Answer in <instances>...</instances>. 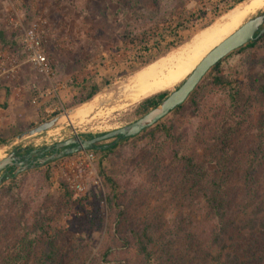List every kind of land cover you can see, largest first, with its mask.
<instances>
[{
  "label": "rangeland",
  "instance_id": "374dc122",
  "mask_svg": "<svg viewBox=\"0 0 264 264\" xmlns=\"http://www.w3.org/2000/svg\"><path fill=\"white\" fill-rule=\"evenodd\" d=\"M231 1L0 0V31L8 44L0 41V47L18 64L13 81H0V160L16 148L39 149L74 136L89 139L137 120L141 117L137 109L145 98L176 90L217 43L264 13V0H245L229 10ZM204 8L198 26L192 25L182 33L183 43L164 56L154 54L156 59L147 65L131 62V46L121 40L126 27L148 29L151 35L163 28L161 21L158 27H149L148 21L141 24L140 12L146 19L149 13L167 12L172 21H180L184 12ZM12 12L24 18L25 28L37 19L46 20L45 50L54 79L32 70L23 49L22 31L9 23ZM207 23V28H200ZM190 58L195 60L194 67L177 74L178 65ZM132 66L137 72H130ZM236 67L241 75L235 104L213 90L206 77L198 90V108L186 103L177 116L168 114L161 120L171 127L175 146L165 147L159 166L152 159L148 137L141 133L134 141H120L112 154L101 156L91 150L96 155L100 183L89 186L84 195L62 187L56 175L59 164L75 154L50 165V180L45 179L44 166L21 173L23 182L14 191L7 188L10 180L3 183L0 254L10 253L17 244V253L21 250L24 254L22 264H36L47 242L53 240V264H100L97 257L115 224L123 231L139 230L148 224L155 240L149 256H138L133 249L120 250L110 256L111 264H205L213 226L209 202L217 199L218 191L213 183L223 188L235 203L233 207L248 197L252 187L260 192L264 189V140L260 134L264 123V42L222 61L226 74ZM86 75L100 80L101 92L91 101L69 108L75 96L73 86ZM33 85L44 92L43 97L31 89ZM69 112L57 127L17 141L32 127ZM240 122L243 126L228 135V129ZM176 149L181 155H193L196 167L207 177L195 181L187 178L170 153ZM223 149H228L230 157L225 183L215 161ZM101 168L117 188L116 206L111 210L105 203L108 189L99 173ZM27 242L29 246L23 249L22 244Z\"/></svg>",
  "mask_w": 264,
  "mask_h": 264
},
{
  "label": "trees",
  "instance_id": "16d2710c",
  "mask_svg": "<svg viewBox=\"0 0 264 264\" xmlns=\"http://www.w3.org/2000/svg\"><path fill=\"white\" fill-rule=\"evenodd\" d=\"M244 1L245 0H232L230 5H228L229 10ZM204 15L205 8L188 13L184 12L180 21H172V15L167 12L157 14L149 13L147 19L144 16L143 11L140 12V16L142 17L140 22L141 24H145V22L148 21L149 27L153 25L158 27L160 24L159 22L161 21L163 23V28L157 35H151V31H148V29L137 30L136 28L129 26L126 27L121 40L125 46H131V62L133 64L137 62H141L142 64L143 62V64L147 65L156 59V57H153L154 54L164 56L169 53L172 49L183 43L182 33L188 30V27H191L192 25L198 26L200 20H203ZM209 25L210 23H207L202 25L200 28L204 29ZM4 37L5 33L0 31L1 43L8 46ZM262 42H264V34L257 40L246 44L229 55L241 54ZM224 59L219 61L203 77V79L205 80L207 77L208 85H210L213 90L226 95L231 104H235L239 95L236 86L238 85V78L241 75V71L238 67H236L228 74L223 72L221 65ZM143 60H145V63ZM130 72H137L136 67H130ZM202 81L203 80H201L187 100L169 114H175L177 116L186 103H190L195 106V108H198L197 96ZM73 89L75 91V96L73 97L69 108H76L91 101L101 92L102 84L97 77L86 75L79 83L73 86ZM166 96V93H158L145 98L139 105L137 112L140 116L144 115L151 109L155 108ZM161 120L153 127L141 132L142 136L145 135V137H148L147 145L151 150L152 159L157 166H159L163 160V155L166 150L165 147L175 146V136L173 135L171 127L162 123ZM243 123L244 122H240V125L231 126V128L228 129V135H233L240 127L243 126ZM260 134L261 139L264 140V123L260 128ZM136 138L138 137L136 136L129 139H123L121 142H125L127 140L134 141ZM117 144L118 143L107 150H94L98 151L101 156H106L112 154V151L117 147ZM227 152L228 149H223L220 157L215 160L218 164L224 183L227 182L229 178V175L225 172L227 165L230 162V157ZM170 153H172L175 162L180 164L186 177L190 180L195 181L198 178L207 177V175H204L207 173L204 172L203 169L196 167L197 165H195L196 161L193 155H181L177 149L172 150ZM56 162L57 161H53L45 165L44 175L46 180H50L52 176V168L50 165ZM99 173L104 178L106 183L105 186L108 189L105 197L106 207L111 210L116 206L115 201L118 195L117 188L113 181L104 175L102 168ZM22 177L23 174H20L10 180L7 188L11 191L18 189V183L23 182ZM261 180L262 184H264V172ZM60 184L65 189L67 188L63 182ZM213 187H216L218 191L215 195L217 199L212 198L209 202L213 226L208 237V249L204 254L206 258L205 264H264V189L260 192L258 189L252 187L248 197L244 200L238 201V204L233 207L235 203L232 202L227 195H225L222 190L223 188L218 186L215 182L213 183ZM119 216H122V212H120ZM154 241L153 230L148 224L144 225L139 230L129 229L128 231L120 230L115 224L112 227L111 232L108 233V243L103 252L98 255L97 261L100 264H111L109 259L111 255L117 251H126L128 249H133L138 256L146 258L149 256L150 248L154 244ZM29 244L30 243L28 242L23 243L22 248H27ZM17 251L16 244L12 247L10 253H1L0 264H22L24 261V254H21V250L18 253ZM55 258V242L53 240H49L45 250L42 252L41 256L38 257L36 264H53ZM115 264H127V262L119 261Z\"/></svg>",
  "mask_w": 264,
  "mask_h": 264
},
{
  "label": "water",
  "instance_id": "95a60500",
  "mask_svg": "<svg viewBox=\"0 0 264 264\" xmlns=\"http://www.w3.org/2000/svg\"><path fill=\"white\" fill-rule=\"evenodd\" d=\"M263 34L264 13L252 17L241 25V27L233 34L211 50L176 90L168 94L155 108L151 109L127 126L89 139H80L78 136H74L73 138L63 142L39 149H33L28 154L23 156L16 155L17 151L13 150L5 158L0 160V174H3L7 167L16 166L17 169L12 175L7 173L5 178L0 176V187L6 181L13 179L28 170L44 167L53 161L64 159L67 156H71L82 151L94 149L107 150L123 139L138 136L141 132L153 127L158 121L165 118L171 111L182 105L198 86L203 77L219 61L224 59L233 51L257 40ZM70 114L71 112L63 113L51 120L44 121L35 127H32L30 130L19 135L17 137V141H21L27 137L40 134L57 127L64 119H67ZM35 158L37 160L33 162ZM19 160L23 161L16 163Z\"/></svg>",
  "mask_w": 264,
  "mask_h": 264
},
{
  "label": "built area",
  "instance_id": "2783aa9c",
  "mask_svg": "<svg viewBox=\"0 0 264 264\" xmlns=\"http://www.w3.org/2000/svg\"><path fill=\"white\" fill-rule=\"evenodd\" d=\"M23 17L12 12L9 23L17 31H22V45L27 54L28 62L32 70L39 76L48 80L55 78L52 65L45 50L46 20L37 19L29 27H24ZM18 74L17 61L8 55L6 50L0 47V81L11 82ZM33 91L43 97L44 92L39 91L34 85ZM55 88L52 89V92ZM96 155L93 151H82L75 154V157L67 162L60 163L56 175L76 195H84L89 186H98L100 181L96 171Z\"/></svg>",
  "mask_w": 264,
  "mask_h": 264
},
{
  "label": "bare ground",
  "instance_id": "6f19581e",
  "mask_svg": "<svg viewBox=\"0 0 264 264\" xmlns=\"http://www.w3.org/2000/svg\"><path fill=\"white\" fill-rule=\"evenodd\" d=\"M243 24H244V23H243ZM243 24H242V25H243ZM240 27H241V26H240ZM240 27H239V28H240ZM239 28H238V29H239ZM236 30H237V29H236ZM236 30H235V31H236ZM235 31H234V32H235ZM234 32H233V33H234ZM233 33H231V34H233ZM231 34H230V35H231ZM230 35H228L227 37H229ZM227 37H225L223 40H221L219 43H217V44H216L211 50H213L215 47H217V46H218L221 42H223ZM211 50H210V51H211ZM210 51H209V52H210ZM209 52H208V53H209ZM208 53H206V54L204 55V57H205ZM204 57H203V58H204ZM203 58H202V59H203ZM202 59H201V60H202ZM201 60L196 64V66L201 62ZM194 65H195V60L192 59V58H190V59H188L187 61L183 62L182 64L178 65L177 70H176V73H177V74H179V73H187V72H189V71L194 67ZM196 66H195V67H196ZM195 67H194V68H195ZM194 68L192 69V71L194 70ZM192 71H191V72H192ZM191 72H190V74H191ZM190 74H189V75H190ZM174 75H175V74H174ZM189 75H188V76H189ZM188 76H187V77H188ZM171 77H172V76H171ZM187 77H186V78H187ZM164 83H165V82H164Z\"/></svg>",
  "mask_w": 264,
  "mask_h": 264
},
{
  "label": "flooded vegetation",
  "instance_id": "af4514ba",
  "mask_svg": "<svg viewBox=\"0 0 264 264\" xmlns=\"http://www.w3.org/2000/svg\"><path fill=\"white\" fill-rule=\"evenodd\" d=\"M14 150H16L17 151V153H16V155H18V156H23V155H26V154H28L31 150H26V149H23V150H21V149H14ZM13 151V150H12ZM11 151V152H12ZM10 152V153H11ZM9 153V154H10ZM44 155H46V154H44ZM43 155V156H44ZM37 159L35 158L34 160H33V162H35ZM23 160H19V161H17L16 163H20V162H22ZM30 164V163H29ZM23 167V166H22ZM17 169V167L16 166H11V167H7L6 168V170L4 171V173L2 174H0V176H2L3 178H5L6 177V174L7 173H9V174H13V172L15 171ZM12 180V179H11Z\"/></svg>",
  "mask_w": 264,
  "mask_h": 264
}]
</instances>
